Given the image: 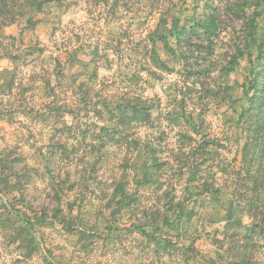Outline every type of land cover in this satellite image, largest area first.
Wrapping results in <instances>:
<instances>
[{
  "label": "rangeland",
  "instance_id": "rangeland-1",
  "mask_svg": "<svg viewBox=\"0 0 264 264\" xmlns=\"http://www.w3.org/2000/svg\"><path fill=\"white\" fill-rule=\"evenodd\" d=\"M224 5L215 0L209 7L219 10L214 43L191 34L186 40L192 45H183L173 32L168 45L178 56L157 43L168 70L153 66L150 35L172 10L180 27H197L210 13L205 2L63 0L32 16L33 27L25 19L7 26L0 20V264H184L138 230L153 233L150 222L162 225L166 218L175 223L178 203L195 212L175 243L194 249L185 264L231 253L233 234L225 238L216 219L230 201L240 200L243 183L253 188L249 180L236 183L247 141L239 116L247 105L250 70L242 59L225 72L237 49L245 48V27ZM259 11L261 29L264 0ZM198 33L203 36L201 28ZM135 98L152 108L150 124H126L115 131L120 138H103L101 129L117 124L107 122V110L99 115L102 103L114 108ZM136 140L157 151L158 172L150 166L154 160L138 153ZM201 144L208 145L201 152L205 160L198 156L196 163L187 154ZM259 161L264 175V154ZM145 163L148 182L137 171ZM193 166L202 169V178L188 184ZM126 175L135 202L113 215L107 204ZM212 180L219 195L202 192L201 184ZM259 191L263 199L264 186ZM56 208L72 220L74 232L50 224ZM42 216L43 224L37 222ZM18 217L35 225L34 244L27 241L25 248L10 242ZM255 256L264 264V248Z\"/></svg>",
  "mask_w": 264,
  "mask_h": 264
},
{
  "label": "trees",
  "instance_id": "trees-1",
  "mask_svg": "<svg viewBox=\"0 0 264 264\" xmlns=\"http://www.w3.org/2000/svg\"><path fill=\"white\" fill-rule=\"evenodd\" d=\"M185 1V0H181ZM199 3L205 2L207 9L211 6L215 0H197ZM221 3H225L224 7L227 12L232 13L236 18L240 19L244 23V42L245 48L237 49V53L233 56L229 62V66L225 69L227 75L233 72L237 66H239L242 59H246L249 64L250 78L248 79L247 91L244 94V100H246V107L242 110L239 116V123L241 129L246 138V143L242 149V167L241 172L238 173L237 181L245 182L249 180V184H252L253 188L248 190L243 183V193L239 192L238 196L240 200H232L227 204V210L223 217L216 219L218 224L217 230L221 228L223 236L227 239H232L230 234L234 237V246L231 253L227 255H220L216 253V257L207 258L206 264H257L255 261V254L264 248V198L259 191V187L264 186V175L261 173V164L259 157L261 158L264 154V27L259 28L258 18L261 16L259 9L263 4V0H239L238 3H231L230 0H219ZM63 0H0V20L4 22V25H11L19 22V20H26V26L33 27L32 16L40 14L46 11L54 5H60ZM184 3V2H183ZM173 9V8H172ZM254 9L255 11L251 12ZM210 13L204 21L193 27H180V20L176 14H173V10L168 14H162L157 26V30L150 35L152 47L150 49V60L156 68L160 70H168L166 63L160 59L157 53V43H162L164 49L168 50L169 53L176 55L175 51L168 45V39L173 32L179 43L183 45L191 46L192 44L186 40L188 35L194 34L200 42L214 43V38L218 37L219 24L218 15L219 10L217 8L209 9ZM251 12V15H249ZM21 20V21H22ZM24 20V22H25ZM171 20V23H170ZM171 24V29L168 26ZM198 28L203 31V36L198 33ZM201 48V46H197ZM210 46H205V50H210ZM256 53V56H254ZM83 87V85H81ZM89 89V85H86ZM9 88V87H8ZM11 89V87L9 88ZM91 92V89H89ZM86 94H91L86 92ZM211 95V93H209ZM123 102L117 101L118 103L114 108L107 105L105 102L102 103V111H99V115L107 110V114L110 115L107 122L117 124L116 128H103L102 137L114 139L120 138V134H115L118 127L125 126L128 124L130 129L134 128L135 125L145 124L148 126L152 120L150 106H146V103L141 98H135L133 101L124 99ZM66 113H68L66 111ZM70 114V113H69ZM197 135H200L197 127L192 129ZM102 138V140H103ZM190 141H194L192 137H188ZM138 140H136L137 142ZM134 145L140 148L139 154L146 155L147 158L154 160L152 162L153 168L158 172L159 164L156 162L157 151L153 149L151 145L136 143ZM189 153L187 156L193 158L197 163V157L200 156L202 160H205L206 152L201 153L208 148L207 144H201L197 147H189ZM67 150V149H66ZM101 151V149H100ZM184 154V153H183ZM185 156V155H184ZM202 156V157H201ZM200 160V159H199ZM195 165V163H194ZM194 166L192 167V169ZM190 169V178L187 183L196 182L202 178V169L198 167L194 168L193 172ZM137 171L143 174V181L148 182L149 167L145 163L143 166H137ZM243 177V180L241 177ZM126 178V179H125ZM245 178V179H244ZM127 175L123 177L114 187L111 194L110 202L107 207H114L112 210L113 215L119 213L123 208H132L134 199H131L129 191L127 190ZM139 181V184H142ZM145 184V183H144ZM214 181H210V184L203 183L202 192L205 194L219 195L220 193L214 190ZM246 189V190H245ZM235 190L234 195H237ZM191 194V193H190ZM114 204V205H113ZM177 213L175 214V223L170 219L166 218L160 225L151 221L150 223L153 228V233L145 230L144 228L138 229L140 234L144 236L147 242L154 245L158 250H165L166 252L174 251L177 253V257L181 258L182 263L188 262L189 257L194 252L193 247L184 246L178 243L182 233H186L190 227V222L195 214L194 209L188 210L183 203H178ZM186 208V212L185 209ZM70 214V213H69ZM46 215V213L44 214ZM45 216L39 218L37 222H44ZM48 219V218H47ZM249 220L246 224L244 220ZM50 224H60L63 229L69 232H74L72 220L68 219L62 209L56 208L53 213V219H49ZM20 221L18 227L12 234L10 242L23 246L27 241L29 244H34V228L35 225L27 218L18 217L16 222ZM163 227H169L171 231L177 232L173 237L169 234L164 235L162 233ZM240 230H245V233H240ZM83 236V234H82ZM31 238V239H30ZM226 239V241H227ZM35 247V245H34ZM238 252L237 256L234 252ZM25 254V252H24ZM233 254V255H232ZM26 256H30L29 252Z\"/></svg>",
  "mask_w": 264,
  "mask_h": 264
}]
</instances>
